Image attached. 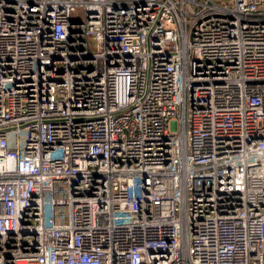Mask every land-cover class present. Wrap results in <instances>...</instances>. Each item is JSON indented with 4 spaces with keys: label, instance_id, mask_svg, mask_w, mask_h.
Masks as SVG:
<instances>
[{
    "label": "built area",
    "instance_id": "2783aa9c",
    "mask_svg": "<svg viewBox=\"0 0 264 264\" xmlns=\"http://www.w3.org/2000/svg\"><path fill=\"white\" fill-rule=\"evenodd\" d=\"M0 264H264V0H0Z\"/></svg>",
    "mask_w": 264,
    "mask_h": 264
}]
</instances>
